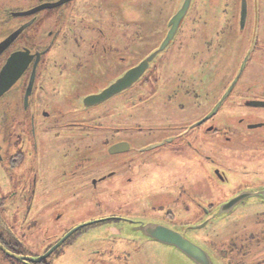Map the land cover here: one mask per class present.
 <instances>
[{
	"label": "flooded vegetation",
	"instance_id": "obj_1",
	"mask_svg": "<svg viewBox=\"0 0 264 264\" xmlns=\"http://www.w3.org/2000/svg\"><path fill=\"white\" fill-rule=\"evenodd\" d=\"M139 6L131 20L130 0H0V252L16 264H55L54 252L102 221L149 220L178 229L214 209L211 189L231 198L264 187V116L248 113L264 110L252 105L264 103V0H139ZM150 26L159 44L153 52L177 31L134 85L86 105V97L151 56ZM131 109L146 113L132 118ZM124 142L130 149L112 151ZM38 189L44 199L80 192V203L115 204L102 220L68 229L29 256L3 215L39 214ZM121 199L128 203L115 209ZM25 202L28 217L19 210ZM256 217L251 241L237 228L221 252L227 264L239 249L244 259L264 264V214ZM3 248L27 257L50 253L33 262ZM107 258L109 249L102 264Z\"/></svg>",
	"mask_w": 264,
	"mask_h": 264
},
{
	"label": "rangeland",
	"instance_id": "obj_2",
	"mask_svg": "<svg viewBox=\"0 0 264 264\" xmlns=\"http://www.w3.org/2000/svg\"><path fill=\"white\" fill-rule=\"evenodd\" d=\"M130 7L131 20H137V14H139L140 10L139 0H130ZM217 16H219L218 19H222L221 14H218ZM153 17H155V14H153ZM153 24L155 25V23ZM155 28L153 26L147 28L146 36L148 46L151 49L149 51L151 52H153V50L159 46V44H157L156 42L157 32ZM134 30V28L131 30L132 33ZM144 113L146 112H143V110L137 111L131 109L132 118L137 115L138 117L142 116ZM248 113H250L249 115L260 117L264 116V110L260 111L256 109V111H248ZM250 118H248L247 120H249ZM132 131L133 129H131V132ZM261 140H264V138H262ZM246 149L249 148L244 145L241 150L245 151ZM250 149L248 151L249 154ZM254 150H256V148H254ZM226 153L229 154L228 152ZM149 154H151V152L147 153L146 155ZM50 158V161H52L53 159L54 161L58 160V157L56 155ZM131 158L134 161L139 159L137 157V154L135 153L131 154ZM195 160L197 161V157H195ZM132 166H136V163H134ZM18 175L19 173H14L15 177ZM197 175V170H195V176ZM171 179H173V177L165 179L166 183L172 182ZM182 179L184 178H175L174 180L179 181ZM5 185L7 186V183H4L3 186ZM149 186V184L145 185V187L148 189L150 188ZM250 187L254 190L255 188H258L257 185H252ZM140 188L141 185H137L136 187L132 188V190L138 192L140 191ZM40 190L41 189L37 190L38 197L35 200V203L38 205V207L36 208V212H39V214H36L34 210L28 217L29 210L27 209V203L25 202L26 206L20 208L19 210L20 212H28L26 214V217H28V219L14 220V218L9 214L4 213L3 215L4 224L8 227H6L7 231H13L12 234L17 237V239L23 240V244H26L28 248L24 252L29 256H36L39 253L43 252L46 247H42V245L54 244L57 238H59L61 235H64V233L68 229H72L79 224L90 225V223L92 222L91 219L99 221L102 220L104 216H102L101 213L110 211L112 205L115 204L112 202V205L107 203L103 205H89L80 203L83 202L81 201L82 198L78 197L80 195V192H77L78 194L61 192V194L58 196L44 199L46 196H40ZM10 191L11 190H8L7 192L3 191L2 196H8ZM53 191L54 190H49L48 192L50 194ZM209 197L210 202L212 204H216L214 205V209L210 211V213H213L218 206L226 203L225 200L230 198V195L225 189H216L212 194L211 189V194ZM69 198L74 199L68 202L67 200ZM204 201L208 203L206 200ZM17 203H20V201H18ZM117 203L118 204L114 206L115 209L120 207L122 208L125 203H128V200H117ZM248 211L252 212L251 209ZM260 211L264 214V209H261ZM245 213H247V211ZM209 214H205L199 219H194V217H191L189 220H191L190 222L192 223H197L199 222V220H204ZM242 214L238 215L237 223L233 221L231 224H229V220L226 221V218H218L212 221L207 227L199 231H194L193 234L191 233V237H193L195 241H198V239L200 241L203 240L205 243H207L205 244V246H207L211 250L212 254H217L219 260H221L223 264H227L228 260L221 255V252L224 251L223 249L229 243V241L237 238L235 237L236 229L238 228V234H243L241 239H243L244 236H247L245 238V242H247V240L251 238V233H253L254 224L252 223L254 222V218L256 217L257 213H255V215L251 214V216L246 214V217H243ZM32 216L34 219H32ZM102 222L97 223V225H90V229L81 233V235H74L71 242H68L67 245L61 246L49 257V261L55 262V264H102V256L105 254L106 249H109V258H107V260H103L104 264H192V262L189 259H185V257L180 252L175 253L168 246L159 244L154 241H147L145 237L133 226L132 223L120 221ZM249 224H252L251 227L249 226ZM245 225L246 227H249V230H244L243 227ZM212 244L216 246L217 249H215ZM173 252L174 256L171 254ZM232 256L234 259V264H236L237 259L238 264L255 263V261L253 262L252 260L244 259V255L242 254L241 249L238 250L237 254L233 253ZM175 257H177V259ZM16 262V260L10 259L2 252H0V264H16Z\"/></svg>",
	"mask_w": 264,
	"mask_h": 264
},
{
	"label": "water",
	"instance_id": "obj_3",
	"mask_svg": "<svg viewBox=\"0 0 264 264\" xmlns=\"http://www.w3.org/2000/svg\"><path fill=\"white\" fill-rule=\"evenodd\" d=\"M175 33L172 35L174 36ZM172 35L169 34L158 50L154 51L151 56L147 57L140 64L128 71V73L118 79L114 84L110 85L101 93L86 97V105L92 106L105 101L111 96H114L122 90L134 85V83L137 82L149 68L150 63L154 61L158 54L162 53L168 47V45L170 44L169 41L171 37H173ZM238 78L239 77L235 78L232 86L224 95L225 98L231 92L233 85L236 83ZM1 92L2 91H0V93ZM220 104L221 103H219L207 117H211L212 115H214L217 112ZM252 105L264 106V103L255 102ZM261 125L262 124H252L249 126V128L255 129L260 127ZM121 146H125V150L130 149V145L128 142L119 143L111 149L114 152H118L119 150L117 149ZM154 147H156V145L148 147V149L150 150ZM250 209L252 212L248 211ZM261 209H264V187L255 188V190L250 188L241 191L240 193L231 197L223 205L218 206L217 209L213 213H210L204 220H199V222H195L191 225L179 226L178 229H173L158 221L142 220L136 223L133 222V226L145 237L147 241H154L159 244L168 246L175 253L180 252L185 257V259H189L192 264H223V262L219 260L217 254L213 255L211 250L207 246H205V244L207 243H205L203 240L200 241L199 239L198 241H195V239L191 237V235L194 233V231H199L207 227L212 221L218 218H226V221L229 220V224H231L233 221L237 223L238 215L245 213L246 211L247 213L242 214L243 217H246L247 215L251 216V214L255 215V213H260ZM202 245L205 247H203ZM3 250L5 249L3 248ZM174 252L171 254L173 255ZM49 253L50 252L41 257H27L8 252V254L14 258L30 260L33 262H39L45 259ZM175 258L177 259V257Z\"/></svg>",
	"mask_w": 264,
	"mask_h": 264
}]
</instances>
